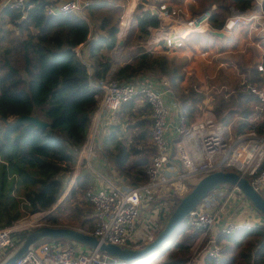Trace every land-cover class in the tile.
I'll list each match as a JSON object with an SVG mask.
<instances>
[{"label": "trees", "instance_id": "obj_1", "mask_svg": "<svg viewBox=\"0 0 264 264\" xmlns=\"http://www.w3.org/2000/svg\"><path fill=\"white\" fill-rule=\"evenodd\" d=\"M92 1L88 9L90 23L74 14L48 15L47 9L54 6L50 0H29L33 8L24 20L16 12L4 10L0 14L9 17L22 34L21 39L0 52V229L14 226L28 215L53 211L55 207V211L61 213L64 205L70 203L73 225L63 224L62 214L52 216L48 220L50 225L78 229L87 234L94 232V209L86 200L93 181L89 170L84 169L77 176L71 199L59 204L66 191L64 179L71 180L100 103L96 98L99 92L91 86L85 66L76 54L80 45H88L96 81L105 79L112 71V78L120 82L148 73L164 76L176 91L187 123H194L202 114L207 95L194 78L187 80L182 72L184 65L171 61L166 55L147 53L141 46L150 36L149 28L160 26L159 18L150 10H144L141 4L137 6L134 13L137 38L135 42L133 39L126 41L122 59L116 63L112 53L119 42L120 16L130 0ZM223 1L209 2L200 11H211L212 31L224 28L231 17L230 8L245 12L252 8L254 0ZM184 2L171 1L180 7ZM262 9L264 14V0ZM97 23L105 35L90 39ZM132 45L133 51L128 53ZM239 66L245 82L263 83L256 67H249L245 62H240ZM224 85L230 90L214 91L210 102L218 121L229 127L235 124L234 133L255 131L264 136V110L256 111L257 97L246 91L244 83L242 85L236 77ZM230 92L233 94L228 97ZM151 115L152 108L144 97L124 104L113 116L115 121L107 127L101 147H97V153L105 158L108 167L122 174L128 186L136 187L148 181L147 171L156 155ZM21 116L37 117L49 123L50 128L44 131L33 124L11 127ZM193 188L190 184V189ZM31 231L14 234L15 246L7 250L3 260ZM189 236L184 221L160 252L128 264H186L191 258V249L185 244ZM54 241L71 242L46 239L36 245ZM217 241L224 244V259L217 262L204 257L203 264H264V226L230 236L219 234Z\"/></svg>", "mask_w": 264, "mask_h": 264}, {"label": "built area", "instance_id": "obj_2", "mask_svg": "<svg viewBox=\"0 0 264 264\" xmlns=\"http://www.w3.org/2000/svg\"><path fill=\"white\" fill-rule=\"evenodd\" d=\"M92 0H62L47 9V14H74L90 23L88 9ZM33 5L29 0H1L0 14L4 10L16 12L21 20L27 18ZM249 21L264 17L262 0L252 3ZM149 10L160 20V26L150 27V38L144 45L147 53L163 47L164 50H182L184 39L192 33L209 32L211 29V11H206L185 21L175 7L167 4L150 6ZM232 26L230 27L229 23ZM239 22V18L228 21L220 32L230 33ZM181 30L176 29L177 24ZM91 26V31H93ZM170 32V35H166ZM83 45L76 48V54L85 66L91 86L99 93V107L92 117L87 141L78 159L85 158L89 165L91 157L97 153L99 118L105 112L113 117L124 104L133 99L144 97L152 108V142L156 155L147 171L148 181L136 187L128 186L126 178L118 171L112 175L98 174V180L92 181L87 190L86 200L94 209L95 229L93 234L101 243L113 244L121 248L142 249L154 242L166 227L174 212L176 203L190 191L189 179L202 177L217 171H229L240 174L249 180L252 187L264 195V136L255 131L244 134L234 133L229 126L218 121L216 115L202 109V114L192 124H188L183 113L172 120L173 106L166 97L177 100L176 91L166 77L152 74L143 75L130 81L120 82L108 75L101 81L93 78V67L89 48L84 53ZM86 45V44H85ZM263 78L261 85L244 82L245 90L257 97L264 110V63L256 64ZM182 112V111H181ZM174 121V122H173ZM174 131L177 136L170 141L168 136ZM79 172L75 170L73 181ZM241 194L245 206L250 202L236 187L220 186L185 220L191 232L187 246L192 251L186 264H203L204 257L217 262L224 259L225 247L218 243L217 234H212L219 214L226 208L228 201ZM247 202V205H246ZM40 217L33 216L31 222L0 229V264L9 248L15 246L14 234L35 227ZM31 223V224H29ZM264 226L255 221H230L222 229L226 236L235 235L244 230ZM33 230V229H32ZM77 242H43L30 248L27 254L16 264H128L109 256L99 249H90ZM201 259V260H200Z\"/></svg>", "mask_w": 264, "mask_h": 264}, {"label": "rangeland", "instance_id": "obj_3", "mask_svg": "<svg viewBox=\"0 0 264 264\" xmlns=\"http://www.w3.org/2000/svg\"><path fill=\"white\" fill-rule=\"evenodd\" d=\"M59 1L60 0H52V2H54L53 5L55 6ZM171 1L172 0H130L126 7L125 13L122 16H120L121 32L119 35V40L122 39L128 41L129 39L130 40L133 39L135 42L137 38L138 30H137V22L134 13H135V9L139 4H141L144 7V10H149L150 6H159L158 5L159 3H161V5L167 4L170 7H175L176 10L182 16V18L185 21H189L193 17L202 14L200 12L202 11V7H204V5H207L209 2L224 3L223 0H206L207 2L184 0L185 2L183 3V7H180L177 5H173ZM254 2H257V0H254ZM191 7H193L194 9H191ZM213 7L216 8L217 6L214 5ZM230 13H231V17H229L228 21L234 18H239V22L237 23V25L232 29L230 34H228V36L231 35L234 38V41L236 40L238 41L236 42V44L235 43L233 44L232 41H229L226 42L227 45L222 43L220 47L217 48L216 47L217 42H214V45L210 47V45L208 44L209 42L210 43L212 42V36L210 34H204L207 33V31L203 32L202 35L195 32L190 34L184 39L185 45L183 51L180 50L167 51L162 49V47H160L159 49L156 48L153 52V54L157 53L159 55H166L171 61H175L178 64L182 63L184 65V69L182 70V72L187 75V80L194 78L196 80L197 85L200 86V89L202 91L209 93L210 95L209 104L204 105L202 108L203 110H207L211 112L213 111V105L210 102L213 100L214 91H223L226 89L230 90V87L228 85H224V83H226L229 79L233 77L239 79L242 85L244 81H246L245 75L242 73L239 66L240 62H245V64L249 67H253L257 63H264V59L262 55L264 53V24L263 26L257 24L258 19L263 23L264 18L259 17L252 21H249V17L251 16L250 12L248 14H242L239 11L234 10L232 8H230ZM252 15H254V13H252ZM96 25L97 26H94L95 29L94 32L99 31V36L105 35V32L100 31L99 29L100 24L97 23ZM177 26H179V24H177ZM0 29H1L0 52H2L3 49H5L6 47L10 46L13 43V41H17L22 38V34L19 32L17 26L10 21L9 17H4L0 15ZM149 38L147 39V41L149 40ZM216 40L219 39H215V41ZM146 42H143L141 46L144 47ZM218 42L220 43V41ZM258 44L261 45V48L258 47ZM225 47L228 49L227 50L228 54L218 56V53H220L219 51ZM124 49H119V50L115 49L113 51L112 56L116 63H119L120 60L122 59V53ZM206 50H209L210 54L209 56L203 57L202 54ZM132 51H133V45L130 47V49H128V53H131ZM250 59H251V63H248ZM221 63H225V65L219 67ZM148 74H152V73H148ZM155 76L159 78L164 77L160 75H155ZM232 94L233 93L230 92L228 97H230ZM258 110L261 111L260 104H258V106L256 107V111ZM230 128L233 131H235L236 130L235 124L230 126ZM149 146H151V142H149ZM71 176H72L71 180L64 179L66 191L62 196L61 200L59 201V204L71 199V190L75 187V183H76V181H73L74 173H72ZM205 176L192 177L189 179V182L191 185H193V187H195L198 184V182ZM262 197L264 198V195H262ZM234 198L228 201V205L226 206L225 209V212L228 214L229 218H231V215H233L234 219L241 217L244 220L257 221L258 223L263 222V220H261L260 217L264 218V215L261 214L260 211L257 210L254 206H252L251 203L249 207H246L243 200L241 199V194H237L236 198L235 199ZM71 209H72L71 204L67 203L64 205L61 213H57L55 211L56 210L55 207L53 211L34 214L36 215V217H40V218L37 222L33 223L35 227L31 228V230L37 229L42 226L52 227L51 226L52 224L50 225L48 220L56 214L63 215L62 217L63 224H66L68 226L73 225V215H71L70 213ZM34 215H28L26 218L19 221L15 225H18L21 222L33 221L32 219ZM189 234L191 236L190 231ZM187 241L185 242V244L187 243ZM87 252H90V249H87ZM191 255H192V251H191Z\"/></svg>", "mask_w": 264, "mask_h": 264}, {"label": "water", "instance_id": "obj_4", "mask_svg": "<svg viewBox=\"0 0 264 264\" xmlns=\"http://www.w3.org/2000/svg\"><path fill=\"white\" fill-rule=\"evenodd\" d=\"M153 13L154 15L158 14L156 10ZM213 34L219 37L224 36L223 32L214 31ZM125 44L126 40H119L116 49H124ZM23 124H33L44 131L50 128L49 123L41 121L34 116H21L13 125H11V127ZM220 186L238 188L252 206L264 215V198L252 187L248 179L234 171H217L202 178L198 184L181 199L166 227L159 234L157 239L142 249L121 248L117 245L101 243L94 236L76 229L42 226L31 231L23 243L13 253L6 257L1 264H16L17 261L27 254L32 246L46 239H62L77 242L90 249H99L100 251L107 253L109 256L118 258L127 263L143 261L163 249L171 240L179 226L186 220L188 215L196 210L207 199V197Z\"/></svg>", "mask_w": 264, "mask_h": 264}, {"label": "crops", "instance_id": "obj_5", "mask_svg": "<svg viewBox=\"0 0 264 264\" xmlns=\"http://www.w3.org/2000/svg\"><path fill=\"white\" fill-rule=\"evenodd\" d=\"M50 1H52V0H50ZM60 1H62V0H60ZM59 1V2H60ZM58 2V3H59ZM57 3V4H58ZM56 4V5H57ZM158 7V6H157ZM213 8H215V7H213ZM263 10V9H262ZM240 12V11H239ZM250 12V15H252V9H250V10H247V11H245V12H240V13H242V14H248ZM259 17H261V16H259ZM258 17V18H259ZM262 18H264V17H262ZM258 25H260V26H263V24H264V22L262 23L261 21H259V19H258V23H257ZM176 29H179V30H181V29H183L182 28V25L181 24H179V26H177L176 27ZM216 32H220V31H216ZM214 31H209V32H207V33H204V34H210L211 36H212V42L210 43L209 42V44L208 45H210V47H212L213 45H214V42H217V48H219L220 47V45L223 43V44H225V45H227V43L226 42H229V41H232V43L234 44H236V42H238L237 40L236 41H234V38L231 36V35H229L228 36V34H230V33H224V36L223 37H219V36H215L214 34ZM92 34V36H90V39H96L98 36H99V31H97V32H94V33H91ZM200 35H202V33H199ZM167 36L168 35H170V32H168L167 34H166ZM189 36V35H188ZM219 39V40H216L215 41V39ZM199 40V39H198ZM218 41H220V43L218 42ZM199 42V41H198ZM258 47L259 48H261V45L260 44H258ZM87 48H88V45L86 44H84L83 45V51H84V53L85 52H87ZM214 49V48H213ZM227 48L225 47L224 48V50H220L219 52L220 53H218V56H221V55H226V54H228V52H227ZM181 51H183V49L181 50ZM209 50H206V51H204V53L202 54V56L203 57H205V56H209ZM264 54V53H263ZM262 54V55H263ZM258 64V63H257ZM225 65V63H221L220 64V66L219 67H221V66H224ZM254 67H256V65L254 66ZM114 70V69H113ZM112 73H113V71L109 74V75H112ZM245 82V81H244ZM205 92V91H204ZM206 93V95H207V100H206V102H205V105H207V104H209V100H210V95H209V93H207V92H205ZM166 102L168 103V104H170V105H172L173 106V115H172V120L174 119V121H175V119L177 118V116L180 114V113H182L181 111H182V109H181V106H180V103L178 102V100H176L173 104L171 103L172 102V100L169 98V97H166ZM115 121V118L114 117H111L109 114H107V113H103L102 115H101V117L99 118V120H98V122H99V131H98V136H97V140H96V143H97V145H98V147H101V145H102V141H103V139H104V137L106 136V134H107V127L112 123V122H114ZM173 121V122H174ZM177 136V134L174 132V131H171V134L168 136V139L171 141H173L174 140V138ZM78 161H77V165H76V167H75V170H77V172H81L82 170H84V169H87V170H89L92 174H93V180L94 181H96V180H98V174L100 173V174H103V175H112V170L113 169H111V168H109L108 167V162H106L105 161V158H103L101 155H100V153L98 152V153H96L95 155H93L92 157H91V160H90V162H89V165L85 162V158H83V159H81V160H79V159H77ZM235 198H236V196H235ZM234 198V199H235ZM246 205H247V202H246ZM248 207V206H247ZM226 209V208H225ZM225 209L219 214V216H218V219H217V221H216V224L212 227V234H217V236L219 235V234H222V232H221V229L228 223V222H230V221H234V220H236V221H239V222H251L252 220H244L243 218H241V217H238V218H236V219H234V217H233V215H231V218H229L228 217V214L225 212ZM237 216V215H236ZM260 219L261 220H264V218H261L260 217ZM255 222H257V221H255ZM64 242H66V241H64ZM221 245H223V244H221ZM224 246V245H223Z\"/></svg>", "mask_w": 264, "mask_h": 264}, {"label": "bare ground", "instance_id": "obj_6", "mask_svg": "<svg viewBox=\"0 0 264 264\" xmlns=\"http://www.w3.org/2000/svg\"><path fill=\"white\" fill-rule=\"evenodd\" d=\"M229 25H230V27L232 26L231 22L229 23ZM122 34H124V33H122ZM65 195H66V194H65Z\"/></svg>", "mask_w": 264, "mask_h": 264}]
</instances>
